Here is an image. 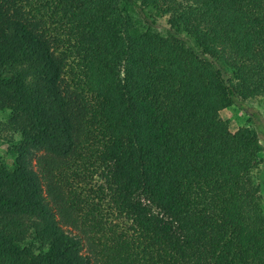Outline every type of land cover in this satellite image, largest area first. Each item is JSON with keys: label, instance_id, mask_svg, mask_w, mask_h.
<instances>
[{"label": "trees", "instance_id": "trees-1", "mask_svg": "<svg viewBox=\"0 0 264 264\" xmlns=\"http://www.w3.org/2000/svg\"><path fill=\"white\" fill-rule=\"evenodd\" d=\"M258 98L264 0H0V264H264Z\"/></svg>", "mask_w": 264, "mask_h": 264}, {"label": "rangeland", "instance_id": "rangeland-1", "mask_svg": "<svg viewBox=\"0 0 264 264\" xmlns=\"http://www.w3.org/2000/svg\"><path fill=\"white\" fill-rule=\"evenodd\" d=\"M158 30L167 27L164 18H158L155 24ZM237 103V102H236ZM215 115L227 121L228 129L233 131L236 127L246 125L254 128L257 132L259 143L264 148V102L262 99L242 101L235 106L227 107L215 112ZM4 116V115H3ZM263 161L255 170V180L258 181L262 190V207L264 206V150L261 151ZM0 160L10 164L12 156L6 150L4 144H0ZM264 208V207H263Z\"/></svg>", "mask_w": 264, "mask_h": 264}]
</instances>
